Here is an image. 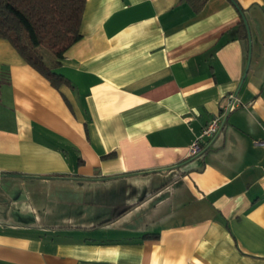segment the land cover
Segmentation results:
<instances>
[{
  "label": "crops",
  "instance_id": "obj_1",
  "mask_svg": "<svg viewBox=\"0 0 264 264\" xmlns=\"http://www.w3.org/2000/svg\"><path fill=\"white\" fill-rule=\"evenodd\" d=\"M237 1L86 0L59 88L0 38V264H264V0Z\"/></svg>",
  "mask_w": 264,
  "mask_h": 264
},
{
  "label": "trees",
  "instance_id": "obj_2",
  "mask_svg": "<svg viewBox=\"0 0 264 264\" xmlns=\"http://www.w3.org/2000/svg\"><path fill=\"white\" fill-rule=\"evenodd\" d=\"M188 1L198 9L206 0ZM231 1L243 11L237 0ZM85 4L86 0H0V38L8 40L28 64L59 88L69 80L55 69L81 36ZM235 30L239 37L248 38L243 18Z\"/></svg>",
  "mask_w": 264,
  "mask_h": 264
},
{
  "label": "built area",
  "instance_id": "obj_3",
  "mask_svg": "<svg viewBox=\"0 0 264 264\" xmlns=\"http://www.w3.org/2000/svg\"><path fill=\"white\" fill-rule=\"evenodd\" d=\"M241 104V101L235 93H229L226 96V103L222 106V110L212 116V118L202 127L200 133L192 141L189 147L188 155L193 156L200 153L206 142L219 132L225 116ZM255 143L264 145V137L255 140Z\"/></svg>",
  "mask_w": 264,
  "mask_h": 264
},
{
  "label": "water",
  "instance_id": "obj_4",
  "mask_svg": "<svg viewBox=\"0 0 264 264\" xmlns=\"http://www.w3.org/2000/svg\"><path fill=\"white\" fill-rule=\"evenodd\" d=\"M241 15H242V18H243V20H244V22H245V25H246V27H247L248 37H249V29H248V25H247L246 19H245V17L243 16V14H241ZM249 57H250V53H249ZM249 57H248V61H247V63H249ZM222 125H223V123H222Z\"/></svg>",
  "mask_w": 264,
  "mask_h": 264
}]
</instances>
